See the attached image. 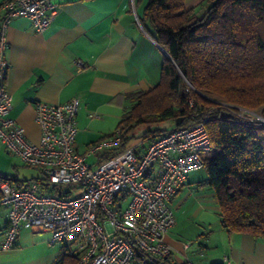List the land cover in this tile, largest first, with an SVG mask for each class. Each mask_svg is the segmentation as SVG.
I'll use <instances>...</instances> for the list:
<instances>
[{
    "label": "built area",
    "instance_id": "2783aa9c",
    "mask_svg": "<svg viewBox=\"0 0 264 264\" xmlns=\"http://www.w3.org/2000/svg\"><path fill=\"white\" fill-rule=\"evenodd\" d=\"M0 10V143L40 173L22 184L0 175V204L7 207L0 251L14 247L20 228L37 227L50 233L52 243L65 245L77 264H134V249L159 258L172 256L174 248L165 241L175 223L170 201L187 175L202 168L201 155L210 150L206 115L161 132L143 151L139 142L119 149L121 132L116 129L79 153L75 148L78 99L36 101L39 140H28L10 116L12 96L5 85L7 30L12 17L23 16L42 32L58 5L54 0H5ZM76 64L78 69L84 67ZM222 105L239 117L264 122L258 112ZM104 151L112 154L89 164L88 156Z\"/></svg>",
    "mask_w": 264,
    "mask_h": 264
},
{
    "label": "crops",
    "instance_id": "0c3cea01",
    "mask_svg": "<svg viewBox=\"0 0 264 264\" xmlns=\"http://www.w3.org/2000/svg\"><path fill=\"white\" fill-rule=\"evenodd\" d=\"M54 1L58 10L42 32H36L26 17L10 20L5 51V85L12 96L10 116L28 140L37 142L40 130L34 120V103L77 98L75 148L84 153L89 144L116 130L131 105L129 93L147 90L159 82L164 51L139 20L148 0ZM200 1L184 3L196 7ZM77 61L84 67L78 69ZM151 140L141 143L140 150ZM136 143L131 141L127 146ZM109 154L91 155L87 161L96 165ZM187 178L170 201L175 223L165 234V241L174 248L173 261L264 264V238L229 232L221 225L220 208L214 190L205 181L206 173L197 183ZM188 206L190 216L201 226L193 229L189 240L186 232L191 223L185 221L181 228L182 218L175 215L178 210L187 215ZM6 222L7 207L0 204V241ZM64 250L65 245L50 241L48 231L20 228L14 247L0 251V264H56ZM150 258L135 257L134 264H153Z\"/></svg>",
    "mask_w": 264,
    "mask_h": 264
},
{
    "label": "trees",
    "instance_id": "16d2710c",
    "mask_svg": "<svg viewBox=\"0 0 264 264\" xmlns=\"http://www.w3.org/2000/svg\"><path fill=\"white\" fill-rule=\"evenodd\" d=\"M139 20L165 53L159 82L128 95L131 105L116 128L119 149L140 126H149L140 135L148 141L206 115L211 147L201 155L202 167L220 223L229 232L264 238V122L222 105L264 116V0H202L196 7H186L184 0H148ZM164 122L172 126H155ZM134 255L150 256L153 264H189L138 249ZM56 264H77V257L65 248Z\"/></svg>",
    "mask_w": 264,
    "mask_h": 264
},
{
    "label": "rangeland",
    "instance_id": "374dc122",
    "mask_svg": "<svg viewBox=\"0 0 264 264\" xmlns=\"http://www.w3.org/2000/svg\"><path fill=\"white\" fill-rule=\"evenodd\" d=\"M261 115V114H260ZM154 126V125H153ZM152 126V127H153ZM157 127H161V128H169L172 126V122H164V123H158L157 125H155ZM149 126L147 125H143L140 126L139 128H137L134 131V135L135 137L132 139L133 143L136 142H140L143 143L146 140H143V138L140 136L141 133ZM15 157H17L16 155H14L13 153H11L6 147L5 145H3L2 147L0 146V174L7 176L8 178H16L18 180H22V181H28L32 178H35L37 176L40 175L39 170L35 167H31L28 164H25L23 161L20 162V160H17ZM205 176V168H200L198 170H195L193 172H190L188 174V180L190 182H195L197 183V181L201 180L202 178H204ZM125 204V202L123 203V205ZM190 209L191 207H187V215H183L182 210H178L177 213H175L176 218L181 217L182 219L179 220L180 225H178L179 227L182 228L184 223H187L185 221H189V226L187 228V232L186 235H188V239L189 237L193 236L194 234V230L193 229H198L201 228V226L197 225V222L190 216ZM208 216H211V219L213 218L212 214H206ZM201 232V229H200ZM187 243H190V241H186Z\"/></svg>",
    "mask_w": 264,
    "mask_h": 264
},
{
    "label": "water",
    "instance_id": "95a60500",
    "mask_svg": "<svg viewBox=\"0 0 264 264\" xmlns=\"http://www.w3.org/2000/svg\"><path fill=\"white\" fill-rule=\"evenodd\" d=\"M162 49V48H161ZM163 50V49H162ZM164 51V50H163ZM164 53H165V51H164ZM181 120H182V118L180 117V118H178L177 119V121H176V125H179L180 124V122H181Z\"/></svg>",
    "mask_w": 264,
    "mask_h": 264
}]
</instances>
